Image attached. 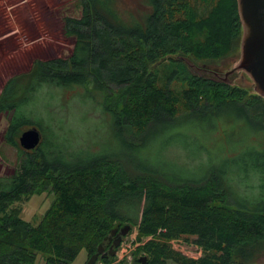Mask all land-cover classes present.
Wrapping results in <instances>:
<instances>
[{"label": "trees", "instance_id": "1", "mask_svg": "<svg viewBox=\"0 0 264 264\" xmlns=\"http://www.w3.org/2000/svg\"><path fill=\"white\" fill-rule=\"evenodd\" d=\"M80 1L81 18L65 19L66 34L76 39L72 54L34 61L0 94V115L9 116L4 139L25 155L19 171L0 175V264H36L40 255L45 264H74L83 250L90 259L124 225L137 229L141 242L135 264L142 257L147 264L254 263L264 254V151L253 148L239 158L260 178L252 198L234 188L236 178H246L240 170L229 178L213 167L201 181L159 174L106 145L94 152L48 140L33 119L43 87L79 86L82 99L100 105L116 137L133 147L157 120L217 116L239 106L241 116L253 109L264 122L263 97L192 74L184 62L210 65L237 51L243 37L238 0H150L152 12L132 25L112 0ZM36 124L42 143L26 151L19 138ZM46 146L59 147L62 165L48 160ZM45 193L54 200L39 222L24 219L17 204ZM182 239L199 246L202 256L175 250L172 241Z\"/></svg>", "mask_w": 264, "mask_h": 264}, {"label": "rangeland", "instance_id": "2", "mask_svg": "<svg viewBox=\"0 0 264 264\" xmlns=\"http://www.w3.org/2000/svg\"><path fill=\"white\" fill-rule=\"evenodd\" d=\"M83 6L80 0H0L3 9L0 13V94L11 78L28 72L34 61L68 58L72 54L76 39L66 34L65 19L81 18ZM111 7L128 25L143 21L152 12L150 0H112ZM240 58L241 45L228 58L209 66L231 71ZM190 71L198 74L192 67ZM229 85L245 88L250 95L257 93L254 81L245 72ZM83 91L79 86L41 89L33 119L43 128L46 139L58 138V144L66 143L75 150L86 148L94 152L106 145L111 150L123 151L126 157L136 155L159 174L174 173L199 181L206 179L213 167L222 169L229 178H234L240 170L246 178L243 181L236 178L232 182L234 188L246 197L258 195V174L251 172L250 164L244 165L239 160L253 148L264 151V122L254 115L255 110L252 109L250 116L251 111L245 109L247 116H241L239 106H233L217 116L205 113L177 120H157L145 142H136L137 147H133L116 137L113 120L103 115L100 105L82 99ZM47 103L51 105L45 107ZM8 125L9 116L0 115L1 176L19 171L25 157L19 147L5 141ZM43 148L49 161L62 165L64 159L58 146L55 151L49 146ZM52 152H56L55 158L51 157ZM53 200V195L45 193L17 206L22 209L24 219L37 224ZM137 234V229L130 231L124 239V251L119 253L116 262L100 260L98 264H135L136 258L143 256L137 250L141 245ZM179 242H173L174 248L191 257L192 251L187 244L193 245V241L182 239ZM88 261V254L83 250L74 264H87ZM36 264H45L41 255ZM250 264H264V254Z\"/></svg>", "mask_w": 264, "mask_h": 264}, {"label": "water", "instance_id": "3", "mask_svg": "<svg viewBox=\"0 0 264 264\" xmlns=\"http://www.w3.org/2000/svg\"><path fill=\"white\" fill-rule=\"evenodd\" d=\"M239 14L243 24V37L241 43V58L233 70L228 71L221 80L214 79L226 84H232L239 79L243 72L247 73L255 83L256 92L264 97V0H238ZM195 69L193 63L187 60ZM201 68V67H198ZM200 76H206L195 69ZM236 74V78L229 79ZM43 140L42 131L38 127L25 130L19 138L21 147L26 151L37 149ZM132 230L131 225L114 228L107 238V242L101 245L98 251L90 258L87 264H96L99 258H114L124 238ZM108 243V244H107ZM107 244V245H106ZM110 248L107 250L108 245ZM140 264H147V258L139 259Z\"/></svg>", "mask_w": 264, "mask_h": 264}, {"label": "flooded vegetation", "instance_id": "4", "mask_svg": "<svg viewBox=\"0 0 264 264\" xmlns=\"http://www.w3.org/2000/svg\"><path fill=\"white\" fill-rule=\"evenodd\" d=\"M184 60L187 61L186 59H184ZM195 69H198L202 73V75H204V74L206 76L213 75V77H210V78L211 79H217V80H221L223 78H226L225 74L228 72V71L225 72V71H223V70H221L219 68H216V67L212 68L209 65H204L201 68L195 67ZM236 74L237 73H235L234 75L230 76L229 79L232 80V79L236 78Z\"/></svg>", "mask_w": 264, "mask_h": 264}, {"label": "built area", "instance_id": "5", "mask_svg": "<svg viewBox=\"0 0 264 264\" xmlns=\"http://www.w3.org/2000/svg\"><path fill=\"white\" fill-rule=\"evenodd\" d=\"M179 241H181V240H178V241H172V246H173V242H179ZM125 243L126 242H124L123 244H122V246H121V248H120V251H119V253L120 252H123L124 251V246H125ZM180 243V242H179ZM173 248H174V246H173ZM187 248L188 249H190L191 251H192V258H199L200 256H201V254H202V250L197 246V245H188L187 244ZM175 249V248H174ZM176 250V249H175ZM177 251H179V250H177ZM190 251V252H191ZM179 252H181V251H179ZM181 253H183V252H181ZM184 254V253H183ZM185 255V254H184ZM118 257H119V255H118ZM190 257V256H189Z\"/></svg>", "mask_w": 264, "mask_h": 264}, {"label": "crops", "instance_id": "6", "mask_svg": "<svg viewBox=\"0 0 264 264\" xmlns=\"http://www.w3.org/2000/svg\"><path fill=\"white\" fill-rule=\"evenodd\" d=\"M3 11L2 7H0V13ZM10 16V14H8V17ZM10 18H9V23H10Z\"/></svg>", "mask_w": 264, "mask_h": 264}]
</instances>
